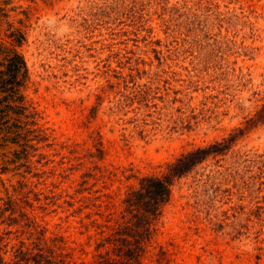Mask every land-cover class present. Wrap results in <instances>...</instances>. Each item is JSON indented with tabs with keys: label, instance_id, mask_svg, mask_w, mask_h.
Returning a JSON list of instances; mask_svg holds the SVG:
<instances>
[{
	"label": "rangeland",
	"instance_id": "1",
	"mask_svg": "<svg viewBox=\"0 0 264 264\" xmlns=\"http://www.w3.org/2000/svg\"><path fill=\"white\" fill-rule=\"evenodd\" d=\"M12 47L27 75L21 99L0 91L5 261L41 235L52 264H97L142 176L229 139L123 264H264V0H0V71Z\"/></svg>",
	"mask_w": 264,
	"mask_h": 264
},
{
	"label": "trees",
	"instance_id": "2",
	"mask_svg": "<svg viewBox=\"0 0 264 264\" xmlns=\"http://www.w3.org/2000/svg\"><path fill=\"white\" fill-rule=\"evenodd\" d=\"M15 34L13 32L10 35L20 43ZM2 57L0 91L5 95L9 94L13 100H19L22 98L19 94L22 77L27 75L26 62L14 47L6 48ZM228 141L229 139H225L185 151L167 163L160 174L142 176L138 186L122 198V210L114 220V227L108 226L109 233L101 234L98 238L96 247L104 248L105 253L99 252L97 264H123V260H137L143 245L151 238L153 221L158 219L168 201L174 180L189 172L209 155L224 151L229 147ZM35 239L42 243L35 240L32 246H26L25 251L17 249L9 262L0 255V264H52L53 254L47 255L45 250L46 239L41 235Z\"/></svg>",
	"mask_w": 264,
	"mask_h": 264
}]
</instances>
